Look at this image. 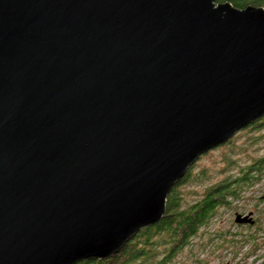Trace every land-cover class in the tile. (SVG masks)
Returning a JSON list of instances; mask_svg holds the SVG:
<instances>
[{
	"label": "water",
	"instance_id": "95a60500",
	"mask_svg": "<svg viewBox=\"0 0 264 264\" xmlns=\"http://www.w3.org/2000/svg\"><path fill=\"white\" fill-rule=\"evenodd\" d=\"M263 113V6L0 0V264L112 255Z\"/></svg>",
	"mask_w": 264,
	"mask_h": 264
},
{
	"label": "trees",
	"instance_id": "16d2710c",
	"mask_svg": "<svg viewBox=\"0 0 264 264\" xmlns=\"http://www.w3.org/2000/svg\"><path fill=\"white\" fill-rule=\"evenodd\" d=\"M223 1H229L238 8L248 4L264 7V0H215V2ZM263 125L264 113L239 128L223 143L216 145L229 149L225 157L228 162L225 160L226 163L221 171H227L234 162L230 155L238 148L232 149L236 135L243 133L244 140L250 148L259 142L261 135L257 132ZM239 150L245 151V148ZM206 152L200 154L171 185L166 195L164 211L156 222L137 230L112 255L103 259L81 260L74 264H168L179 250L190 244L189 239L200 226L216 214L218 208L227 205L229 199L239 196L243 187L254 177L252 173L256 170L261 171L264 163V157L258 156L256 161L258 163L250 164L241 170L240 178H233L231 182V177L225 174L222 180L206 184L207 181L204 179L210 178V175L207 176L204 168L195 174L192 173L193 167ZM194 182L199 184L201 191L192 190V195H185L189 192L188 189L183 191L180 187Z\"/></svg>",
	"mask_w": 264,
	"mask_h": 264
},
{
	"label": "rangeland",
	"instance_id": "374dc122",
	"mask_svg": "<svg viewBox=\"0 0 264 264\" xmlns=\"http://www.w3.org/2000/svg\"><path fill=\"white\" fill-rule=\"evenodd\" d=\"M257 134L261 135L258 139L259 142L250 148L244 140L243 133L236 135L233 139L232 149L238 148L230 155L234 162L227 171L221 170L226 163L225 157L229 149L216 146L207 150L199 158L192 173L195 174L204 168L207 176L210 175V178L204 179L207 181L206 184L222 180L225 174L231 177V182L233 178H240L241 170L250 164L258 163L256 162L258 156L264 157V125ZM243 147L245 151H240L239 148ZM215 170L216 172H214ZM252 174L254 177L243 187L239 196L229 199L227 205L218 208L216 214L210 217L207 223L200 226L189 239L190 244L179 250L168 264H264V245L258 243L259 246L253 248L249 244L239 243L240 239L250 232L248 227L236 226L237 223L234 221L235 213L249 214L251 211L258 219L259 225L264 228L262 219L264 199L261 197L264 193V163L261 171L256 170ZM200 188L196 182L180 187L183 191L188 189L189 192L185 193L187 196L193 194L192 190L200 192ZM262 239L258 238L257 240L262 241Z\"/></svg>",
	"mask_w": 264,
	"mask_h": 264
},
{
	"label": "flooded vegetation",
	"instance_id": "af4514ba",
	"mask_svg": "<svg viewBox=\"0 0 264 264\" xmlns=\"http://www.w3.org/2000/svg\"><path fill=\"white\" fill-rule=\"evenodd\" d=\"M241 216H247L245 218V220L241 221V222H236V226H246L249 229V232L244 238L240 239L243 245L244 244H249L251 246H253V248H257L259 245H257L258 243H260L261 245H264V228L259 225V221L258 219L254 216V213H252L251 211L249 212V214H245V213H240ZM263 221H264V216H262ZM260 220V219H259ZM252 231H254L253 233H251ZM258 234V235H257ZM257 235V236H256ZM258 238H263L262 241H258Z\"/></svg>",
	"mask_w": 264,
	"mask_h": 264
},
{
	"label": "bare ground",
	"instance_id": "6f19581e",
	"mask_svg": "<svg viewBox=\"0 0 264 264\" xmlns=\"http://www.w3.org/2000/svg\"><path fill=\"white\" fill-rule=\"evenodd\" d=\"M244 127V126H243Z\"/></svg>",
	"mask_w": 264,
	"mask_h": 264
}]
</instances>
